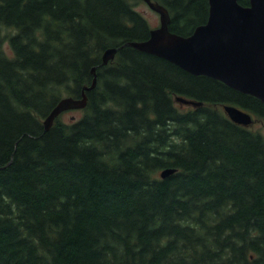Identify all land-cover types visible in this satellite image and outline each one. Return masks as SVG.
Wrapping results in <instances>:
<instances>
[{
    "label": "trees",
    "instance_id": "16d2710c",
    "mask_svg": "<svg viewBox=\"0 0 264 264\" xmlns=\"http://www.w3.org/2000/svg\"><path fill=\"white\" fill-rule=\"evenodd\" d=\"M135 1L0 0V264H264V134L223 109L264 102L129 45L152 29ZM154 1L179 35L209 16Z\"/></svg>",
    "mask_w": 264,
    "mask_h": 264
},
{
    "label": "water",
    "instance_id": "95a60500",
    "mask_svg": "<svg viewBox=\"0 0 264 264\" xmlns=\"http://www.w3.org/2000/svg\"><path fill=\"white\" fill-rule=\"evenodd\" d=\"M160 16V26L153 28L148 39L133 41L129 45L165 58L194 75L218 79L245 94L264 102V0H250L244 6L240 0H209L206 23L198 25L187 36L169 29V10L154 0H143ZM118 52L117 47L105 50L101 65H107ZM96 68L90 86H85L81 97L61 98L44 120L49 130L63 112L84 109L88 104L86 90L96 87ZM181 103L200 106L197 102L177 97ZM227 116L234 122L249 127L255 120L250 112L232 104L223 105ZM75 117L72 116V119ZM176 169L162 170V178L171 176Z\"/></svg>",
    "mask_w": 264,
    "mask_h": 264
},
{
    "label": "rangeland",
    "instance_id": "374dc122",
    "mask_svg": "<svg viewBox=\"0 0 264 264\" xmlns=\"http://www.w3.org/2000/svg\"><path fill=\"white\" fill-rule=\"evenodd\" d=\"M135 5H136V9L140 12H142L145 17L148 19L150 25L152 28H155V27H158L159 24H160V17H159V14L154 11L153 9H151L145 2H143V0L141 1H135ZM4 46L3 48L5 50H9V44L8 42H4L3 43ZM2 44V45H3ZM100 66H102L100 64ZM84 113V110L83 109H78V110H71V111H67L65 112L61 118L63 121L65 122H71L73 120H77L79 119V117L82 116V114ZM72 116H74L75 118L72 119ZM251 129H253L254 131H259L261 132L262 134H264V120H258L255 122V124L250 127Z\"/></svg>",
    "mask_w": 264,
    "mask_h": 264
}]
</instances>
